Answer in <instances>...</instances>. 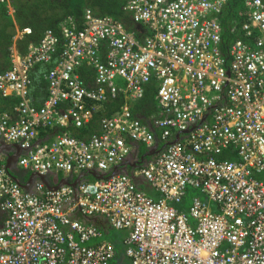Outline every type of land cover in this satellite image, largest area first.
Masks as SVG:
<instances>
[{
  "label": "built area",
  "instance_id": "2783aa9c",
  "mask_svg": "<svg viewBox=\"0 0 264 264\" xmlns=\"http://www.w3.org/2000/svg\"><path fill=\"white\" fill-rule=\"evenodd\" d=\"M229 2L127 0L136 31L88 9L82 26L69 17L26 55L11 49L0 94L19 100L18 119L0 114V142L20 147V169L110 176L133 159L132 144L155 149L156 133L171 144L131 175L56 191L40 180L27 192L0 163V264H264V0H244V20L232 24L224 50ZM37 67L48 68L42 107L28 99ZM152 86L156 112L146 122L133 109ZM120 98L98 135L70 133ZM57 129L65 131L38 143ZM78 217L126 235L123 253Z\"/></svg>",
  "mask_w": 264,
  "mask_h": 264
},
{
  "label": "trees",
  "instance_id": "16d2710c",
  "mask_svg": "<svg viewBox=\"0 0 264 264\" xmlns=\"http://www.w3.org/2000/svg\"><path fill=\"white\" fill-rule=\"evenodd\" d=\"M237 3L238 0H230L228 12L222 19V25L225 30L223 37L224 50L230 47L234 38L230 34V27L233 23L240 24L244 20V17L236 12ZM12 4L15 11L14 22L17 24L18 29H16L14 23H12L8 34L2 38L0 37V72L8 71L11 68L10 53L15 45L22 55H26L28 48L31 45L39 44L47 31L59 34V25L67 18L73 17L77 20L78 24L82 26L85 10H91L96 16L111 17L124 24V26L129 29L126 21L130 15L125 11L127 0H12ZM25 29H30L32 34L15 42L17 30L22 32ZM46 70H48V68H46ZM85 74L87 73L84 72L83 75ZM155 95V86L149 87L146 91L144 100L140 104L138 103L134 106L133 112L135 115L143 116L146 114L148 117V115L154 114L156 112ZM121 103H123L122 99H118L112 104H109L108 107L110 108V112L108 115L118 111ZM0 104H3L7 110L12 111L18 106L19 100L15 98H8L5 100L0 98ZM2 108H0V111H3ZM101 117V113L98 112L94 115L92 121H98ZM147 117L145 116V118ZM69 130H71V127ZM56 131L57 134H59L65 130L58 129ZM87 133L88 131L85 129L82 130L81 135L75 136L83 138Z\"/></svg>",
  "mask_w": 264,
  "mask_h": 264
},
{
  "label": "crops",
  "instance_id": "0c3cea01",
  "mask_svg": "<svg viewBox=\"0 0 264 264\" xmlns=\"http://www.w3.org/2000/svg\"><path fill=\"white\" fill-rule=\"evenodd\" d=\"M243 9H241L239 11L236 10L237 14L239 13L240 15H242ZM227 12H228V10H227ZM137 29H140V27H138L137 25H136L135 30H133V29L131 30L130 27H129L130 31H136ZM46 71L47 70H46L45 67H37L31 73L32 85H31V87L28 90V99L31 102V104H33L34 106H37V107H42L43 104L45 103L46 99H47L48 88H47V83H46L45 78H44V74H45ZM0 98H2L4 100L8 99V98H3L1 94H0ZM2 103H3V101H2ZM112 103L113 102L108 103L107 105L104 106L103 109H101L99 111L101 113L102 117L110 116V115H108V113L110 112V108L108 107V105L112 104ZM140 103L141 102H139V104ZM122 105H123L122 103L119 105L118 111L120 110ZM0 108H2V110H3V111H0V114L4 113V114L9 115V117L11 118L12 121H16L18 119V115H17V112H16V108L17 107L14 108V110L11 111V110H7L3 104H0ZM145 116L147 117V115L145 114L143 116H140V118L147 122L150 117L145 118ZM148 116H150V115H148ZM101 118H99L98 121H92L90 123L91 126H90V124L87 126L88 133L83 138H81L82 140H88L90 137L99 134V132H100V130H99V122H100ZM70 133L72 135H74V136L75 135H81L82 130H78V129H75L74 127H71ZM56 134H57L56 130H52V131H48V132H42L40 137H39V139H38V143H41V144L49 143V142H51L53 140L54 135H56ZM157 142H159V140H157ZM132 146L134 148V153L132 154V158L135 159V162H133L134 161L133 159H131V161L128 162V163H130V165H128L129 168H127V167L126 168H127V173L129 175L133 174L134 173V169L136 168V167L131 168V162L134 163L133 166H135V163L137 164L138 162H142V161H139L142 158L143 159L145 158L146 162H152V160H153V158H147L146 157L147 154H149V151H150L149 149H147V147L139 145V144H132ZM4 155L0 156V163H3L7 167L8 156L6 157ZM7 155L16 156L15 152H12V153L9 152V154H7ZM9 173H10V175L12 177H15L17 180H19V182H22L23 184H27L31 180V177L34 174L31 171L20 169L18 167V164H17V167H14L12 171H9ZM76 179L77 178L74 177V176H68V175H61L60 174L59 176H52V175L47 176L46 181H47L49 187H57L62 180H68L72 184V183H74L76 181ZM88 179H89V181L93 180V178H88ZM35 180L36 181L33 184V187L36 185V183L38 181H40V180H37V178ZM135 182L137 183L138 187L141 190L145 191L148 195H150L152 197H155L156 199L159 198V195L158 196L154 195L155 193L151 189L150 185L147 182H145L143 179H139V178L135 179ZM150 192H153L152 195L149 194ZM187 203L188 202H186V204ZM188 206H185V209L188 208ZM5 218H6V214L0 209V228L3 226ZM78 219L81 220L82 222L86 223V224L100 226L105 234L108 232V230H111L110 226L107 223V221H104V220H101V219H97V218H86V219H84V218H79L78 217ZM119 234H122V233H119ZM121 240H122V237L119 236L118 240L116 241V244H118L117 245L118 246V248H117L118 251L120 253H123L124 246L121 244Z\"/></svg>",
  "mask_w": 264,
  "mask_h": 264
},
{
  "label": "water",
  "instance_id": "95a60500",
  "mask_svg": "<svg viewBox=\"0 0 264 264\" xmlns=\"http://www.w3.org/2000/svg\"><path fill=\"white\" fill-rule=\"evenodd\" d=\"M206 121V117L203 119V122ZM176 141H179V135L176 137ZM171 144V143H169ZM169 144H165L161 150H164L167 145ZM160 150V151H161ZM12 153V152H15L16 156H9L7 154ZM159 152L158 150V144H156L155 146V149H152L149 151V154H147V158H150V157H153V156H156V154ZM5 154V155H4ZM14 154V153H13ZM8 156V159H7V169L8 171H12L14 167H17V164H18V160H19V157L22 155V152L20 150V147L17 146V145H12V144H6L5 142H0V156ZM143 164L147 165L148 162H146V160H142ZM130 165V163H124L122 166L116 168L114 170V172L110 175V176H106V175H98L97 173L95 172H88V173H85V174H82L81 176H79L76 181L74 183H70V181L68 180H62L60 182V184L57 186V187H49L46 179L47 177L46 176H40L38 174H33V176L31 177V180L27 183V184H23L21 182H19V180H17L15 177H13V179L15 181H17L22 187L24 190H26L27 192H31L32 191V187H33V184L35 183V179L37 178V180H41L46 186L48 189H54L55 191L56 190H59L61 187L63 186H67V185H72L74 187L80 185L84 180L92 177L94 179H98V180H104V179H109L111 177H114V176H117V175H121V174H127V166Z\"/></svg>",
  "mask_w": 264,
  "mask_h": 264
},
{
  "label": "rangeland",
  "instance_id": "374dc122",
  "mask_svg": "<svg viewBox=\"0 0 264 264\" xmlns=\"http://www.w3.org/2000/svg\"><path fill=\"white\" fill-rule=\"evenodd\" d=\"M236 7H237L238 11L240 9H243L244 8V1L243 0H238V3H237ZM14 19H15V11H14V6H13L12 3L9 5V8L6 5L0 6V37L1 38L8 34V31L11 28L12 23H14L15 28L18 29L17 24L14 22ZM126 24H127V26L130 27L131 30L132 29L135 30L136 25L133 23L131 15L127 19ZM17 35H18V30H17ZM17 35H16V38H15V42H17L19 40ZM258 179L260 181H264V175L260 176ZM152 193L153 192H150L149 194L152 195ZM194 193L197 194V195H200L196 191ZM154 195L158 196L157 193H155ZM202 199H204V197H202ZM188 205H189V203L184 205V207L188 206ZM119 236H121L122 239H123L126 235L119 234L118 232H116L114 230H108V232L106 233V238H107L106 240H108L110 242H113V243H116V241L118 240ZM126 263L128 264V261H126Z\"/></svg>",
  "mask_w": 264,
  "mask_h": 264
},
{
  "label": "clouds",
  "instance_id": "9594fccd",
  "mask_svg": "<svg viewBox=\"0 0 264 264\" xmlns=\"http://www.w3.org/2000/svg\"><path fill=\"white\" fill-rule=\"evenodd\" d=\"M207 117H208V116H206V120H207ZM204 118H205V117H204ZM204 122H205V121H204ZM204 122H203V120H202V123H204ZM157 136H158V137H157ZM176 137H177V136H176ZM157 140H159V142H157V144H158V148L161 150L162 147H163L165 144H161V143H160V137H159V134H158V133H156V141H157ZM175 140H176V139H175ZM155 146H156V145H155ZM147 149H148V148H147ZM165 149H166V148H165ZM165 149H164V150H165ZM150 150H152V149H150ZM154 157H155V156L150 157V158H154ZM149 163H150V162H148L147 164H149ZM135 164H136V163H135ZM142 164H143V163H142ZM131 165H133V164H131ZM138 165H139V164H138ZM138 167H139V166H138ZM136 168H137V167H136ZM136 168H135V169H136ZM130 175H131V174H130ZM21 183H22V182H21Z\"/></svg>",
  "mask_w": 264,
  "mask_h": 264
},
{
  "label": "flooded vegetation",
  "instance_id": "af4514ba",
  "mask_svg": "<svg viewBox=\"0 0 264 264\" xmlns=\"http://www.w3.org/2000/svg\"><path fill=\"white\" fill-rule=\"evenodd\" d=\"M133 160H135L134 158H133ZM142 160H144L145 161V158L143 159H141V160H139V161H142ZM141 162H138L137 164H135V166H133V165H131V168H133V167H138V166H141L142 165V163L140 164ZM139 164V165H138ZM127 168H129V166H127Z\"/></svg>",
  "mask_w": 264,
  "mask_h": 264
}]
</instances>
